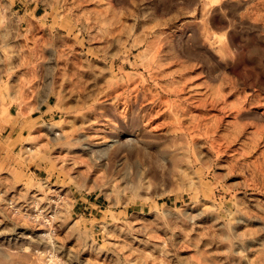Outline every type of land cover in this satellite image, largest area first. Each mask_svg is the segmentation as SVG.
Returning <instances> with one entry per match:
<instances>
[{
  "label": "rangeland",
  "instance_id": "374dc122",
  "mask_svg": "<svg viewBox=\"0 0 264 264\" xmlns=\"http://www.w3.org/2000/svg\"><path fill=\"white\" fill-rule=\"evenodd\" d=\"M0 264H264V0H0Z\"/></svg>",
  "mask_w": 264,
  "mask_h": 264
},
{
  "label": "bare ground",
  "instance_id": "6f19581e",
  "mask_svg": "<svg viewBox=\"0 0 264 264\" xmlns=\"http://www.w3.org/2000/svg\"><path fill=\"white\" fill-rule=\"evenodd\" d=\"M126 122H127V121H126ZM128 141H129V142H132V140H131L130 138L126 140V142H128Z\"/></svg>",
  "mask_w": 264,
  "mask_h": 264
}]
</instances>
